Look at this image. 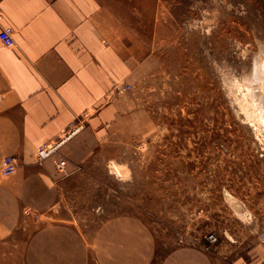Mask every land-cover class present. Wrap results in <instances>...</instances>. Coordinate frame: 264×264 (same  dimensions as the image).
Listing matches in <instances>:
<instances>
[{"label": "crops", "instance_id": "obj_1", "mask_svg": "<svg viewBox=\"0 0 264 264\" xmlns=\"http://www.w3.org/2000/svg\"><path fill=\"white\" fill-rule=\"evenodd\" d=\"M140 2L0 0V27L11 26L14 39L11 47L0 41V159L17 158L14 173H0L5 264H264L254 237L239 240L246 247L235 253L221 242L159 250L140 215L111 203L121 191L109 187L110 174L91 168L89 154L111 133L151 131L131 93L147 51L130 22ZM125 84L129 90L114 92ZM82 117L87 124L37 162V147ZM61 158L64 173L55 168ZM245 207L250 227L264 230V185L247 194ZM68 213L92 217L75 224L63 217Z\"/></svg>", "mask_w": 264, "mask_h": 264}, {"label": "rangeland", "instance_id": "obj_2", "mask_svg": "<svg viewBox=\"0 0 264 264\" xmlns=\"http://www.w3.org/2000/svg\"><path fill=\"white\" fill-rule=\"evenodd\" d=\"M140 1L130 22L147 51L131 93L151 131L111 133L91 168L110 174L122 192L111 203L140 215L159 250L209 232L229 253L260 243L245 203L264 185V0Z\"/></svg>", "mask_w": 264, "mask_h": 264}, {"label": "built area", "instance_id": "obj_3", "mask_svg": "<svg viewBox=\"0 0 264 264\" xmlns=\"http://www.w3.org/2000/svg\"><path fill=\"white\" fill-rule=\"evenodd\" d=\"M0 41L8 47L14 45L13 30L11 26L0 27ZM129 84L117 86L114 88L115 93H122L130 89ZM83 125L77 121H73L69 126L54 140L41 144L37 147L35 157L37 162H41L44 159L50 157L56 153L60 146L73 137ZM65 159L61 158L55 162V168L58 173H64ZM17 167V158L14 155H6L0 159V173L2 175H9L15 172ZM27 210H25L26 212ZM205 241L201 245L204 249H209L210 246L217 242V236L213 232H209L204 236ZM260 243L264 247V232L260 234Z\"/></svg>", "mask_w": 264, "mask_h": 264}, {"label": "bare ground", "instance_id": "obj_4", "mask_svg": "<svg viewBox=\"0 0 264 264\" xmlns=\"http://www.w3.org/2000/svg\"><path fill=\"white\" fill-rule=\"evenodd\" d=\"M251 78H252V77H251ZM250 94H251V93H250ZM255 95H256V94H255ZM256 97H258V96H256ZM258 100H259V99H258ZM252 104H253V103H252ZM254 105H255V104H253V106H254ZM256 107H257V105H256ZM258 108H259V106H258ZM254 109H255V108H254ZM259 109H260V108H259ZM256 110H257V109H256ZM261 111H263V110H261ZM257 112H258V111H257ZM257 112H256V113H257ZM260 113L262 114V112H260ZM260 113H258V114H260ZM258 114H257V115H258ZM255 116H256V114H255ZM262 116H263V115H262ZM260 117H261V116H260ZM262 118H263V117H262ZM258 119H259V118H258ZM263 119H264V118H263Z\"/></svg>", "mask_w": 264, "mask_h": 264}]
</instances>
